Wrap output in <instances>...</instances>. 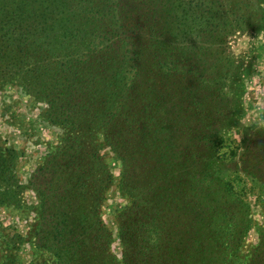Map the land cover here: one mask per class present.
<instances>
[{
  "label": "trees",
  "instance_id": "trees-1",
  "mask_svg": "<svg viewBox=\"0 0 264 264\" xmlns=\"http://www.w3.org/2000/svg\"><path fill=\"white\" fill-rule=\"evenodd\" d=\"M261 4L0 0V80L16 79L46 101L48 118L64 129L35 186L40 196L35 246L54 256L38 264H114L107 253L110 234L97 217L111 177L91 144L97 132L121 161L119 189L132 200L121 220L129 248L124 264H157V257L163 264L179 256L188 260L180 264H191L193 246L180 243L179 230L174 238L172 231L162 237L170 200L171 210L184 206L195 212L196 233L207 232L216 248L212 264H237L234 250L248 227L247 203L235 196L222 169L209 166L214 132L229 124L232 98L221 64L225 44L234 31L264 28ZM176 138L181 141L172 146ZM12 152H0L4 205L14 203L16 191L6 175ZM238 161V171L264 191V137ZM175 220L179 216L173 215L172 229ZM168 237L176 254L169 256L168 249L167 256H156ZM0 264H7L3 255ZM248 264H264V228Z\"/></svg>",
  "mask_w": 264,
  "mask_h": 264
},
{
  "label": "rangeland",
  "instance_id": "rangeland-1",
  "mask_svg": "<svg viewBox=\"0 0 264 264\" xmlns=\"http://www.w3.org/2000/svg\"><path fill=\"white\" fill-rule=\"evenodd\" d=\"M261 6L264 7V0ZM222 58L221 64L223 70L227 71L226 81L232 100L231 108L226 111L229 124L220 125L214 132L213 137L216 139L209 168L222 169V175L226 176L236 192L235 196L247 203L245 219L248 220V227L234 251L237 264H248L264 228V191L259 182L238 171V158L247 147L255 146L258 139L262 141L264 137V28L259 31H234L227 39ZM47 111L46 101H41L33 92L23 88L18 80H0V152L5 148L13 151L6 175L14 180L11 187L16 188L15 193L12 192L14 203L0 204V255L4 256L7 264H38L54 258L50 251L36 247L34 240V233L39 225L40 196L36 187L41 182L38 171L44 165L48 153L61 143L64 133L60 124L53 123L48 118ZM180 141V138H176L171 144L173 146ZM91 144L95 146L111 175L110 182L101 192V199L98 201L99 226H104L110 234L107 253L114 264H124V254L129 248L123 242V237L128 236L125 230L121 231V220L122 213L131 206L132 200L119 189L121 161L103 139L102 132L93 136ZM170 203L171 200L163 211L166 229L162 237L172 231L174 238L176 230H179L180 243L184 245L187 241L193 246L191 264H212L217 259L214 254L216 248L207 232L206 235L196 233L195 212H187L184 206L171 210ZM173 215L179 216L181 221L175 220L178 226L174 229L170 226ZM212 225L208 227L213 229ZM231 228L233 229V225ZM231 232L225 236L229 247ZM209 234L212 235L211 230ZM162 241L163 246L155 250L156 256H167L168 249H171L169 256L176 254L171 237L162 238ZM182 254L181 251L180 255ZM157 260L158 264L160 258L157 257ZM187 261L179 256L175 262L171 260L163 264Z\"/></svg>",
  "mask_w": 264,
  "mask_h": 264
}]
</instances>
